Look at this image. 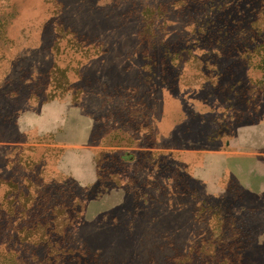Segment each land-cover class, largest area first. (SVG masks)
<instances>
[{
	"label": "rangeland",
	"instance_id": "rangeland-1",
	"mask_svg": "<svg viewBox=\"0 0 264 264\" xmlns=\"http://www.w3.org/2000/svg\"><path fill=\"white\" fill-rule=\"evenodd\" d=\"M176 98L259 177L114 208ZM263 119L264 0H0V264H264Z\"/></svg>",
	"mask_w": 264,
	"mask_h": 264
},
{
	"label": "crops",
	"instance_id": "crops-1",
	"mask_svg": "<svg viewBox=\"0 0 264 264\" xmlns=\"http://www.w3.org/2000/svg\"><path fill=\"white\" fill-rule=\"evenodd\" d=\"M175 100L177 106L170 136L155 138L149 143L153 146L140 138L133 152L126 154L124 169L129 183L117 186L122 187L117 188L122 192H117L119 196L115 198L114 208L122 204L130 207L132 203L137 208L149 201L156 202L161 184L171 190L180 187L204 208H212V203L224 202L236 195L237 192L232 190L236 180L243 188L244 181L247 183L251 179L253 182L259 177V165L254 166L259 162L258 147L246 144L236 150L220 137L213 138L217 146H212L206 133L210 127L209 105H205L202 112L194 109L189 100L185 102V98ZM184 127L190 134L189 139L179 141ZM184 153L186 159H181L179 156Z\"/></svg>",
	"mask_w": 264,
	"mask_h": 264
}]
</instances>
